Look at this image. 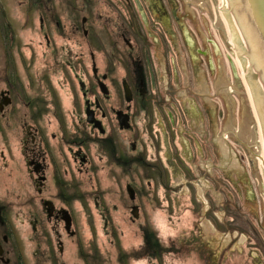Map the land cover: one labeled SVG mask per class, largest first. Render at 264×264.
<instances>
[{
  "label": "flooded vegetation",
  "instance_id": "flooded-vegetation-1",
  "mask_svg": "<svg viewBox=\"0 0 264 264\" xmlns=\"http://www.w3.org/2000/svg\"><path fill=\"white\" fill-rule=\"evenodd\" d=\"M0 15V264H26L25 239L35 264H63L71 241L88 264L78 223L95 221L90 206L125 264L112 227L123 202L132 259L264 264L246 172L214 142V48L196 12L183 0H0Z\"/></svg>",
  "mask_w": 264,
  "mask_h": 264
},
{
  "label": "rangeland",
  "instance_id": "rangeland-1",
  "mask_svg": "<svg viewBox=\"0 0 264 264\" xmlns=\"http://www.w3.org/2000/svg\"><path fill=\"white\" fill-rule=\"evenodd\" d=\"M183 3L201 18L200 25L204 28V37L211 39L214 48V142L218 145V151L225 154L228 153L226 159L230 164L229 167L234 166L238 169L243 166L248 179V192L249 194H254L256 198L257 215L264 219V165L261 164L260 158V156H264V144L260 126H258L259 123L257 124L253 117L251 104L245 89L244 72L220 26L216 1L183 0ZM8 4L11 5L8 11L11 17H17L19 9L16 6L13 7L12 3ZM16 23L18 27L21 26L19 22ZM27 54L29 53L27 52ZM36 54L39 55V52L36 51ZM1 55L2 51L0 48ZM238 107L240 108L239 119L237 115ZM224 108L225 110L227 109L228 113L226 118L221 120V115L217 116V113ZM234 152L240 153L237 154L240 165L236 163ZM248 158H253L254 165L251 172L245 165ZM214 161H216L215 158ZM218 164H220V161ZM105 177V175H101V187L112 183L108 177ZM125 181H127L126 177L123 178L122 182L125 183ZM125 205V202H123V209L120 208L113 213L114 224L112 225L113 231L117 234L118 240L125 251L124 253L128 254L125 257V264H148L144 260H135L130 256V250L137 245L138 235L134 226L130 223ZM145 206L146 210L149 209L147 203ZM74 209L77 219L81 220L84 216L83 212L78 207ZM89 211L95 221L90 224L85 222L78 223V240L85 245L83 248L84 253L86 252L87 255L88 252L89 254L87 255L86 259L88 262L86 263L117 264L115 240L113 239L112 242L109 238L104 237L102 223L98 221L96 210L90 206ZM154 222L158 228L159 235L165 237L169 233V229L161 211L155 212ZM23 241V254L26 264H35L34 243L29 239ZM87 241H89V246L86 245ZM73 244V241H71L66 245L63 264H83L78 260ZM168 260H170L169 257L166 258V261Z\"/></svg>",
  "mask_w": 264,
  "mask_h": 264
},
{
  "label": "water",
  "instance_id": "water-1",
  "mask_svg": "<svg viewBox=\"0 0 264 264\" xmlns=\"http://www.w3.org/2000/svg\"><path fill=\"white\" fill-rule=\"evenodd\" d=\"M220 26L245 74L264 144V0H215Z\"/></svg>",
  "mask_w": 264,
  "mask_h": 264
},
{
  "label": "bare ground",
  "instance_id": "bare-ground-1",
  "mask_svg": "<svg viewBox=\"0 0 264 264\" xmlns=\"http://www.w3.org/2000/svg\"><path fill=\"white\" fill-rule=\"evenodd\" d=\"M243 81H244V85H245V89L247 91V96H248V99L250 101V104H251V108H252V112H253V117L255 118L257 124L259 123V118H258V115L256 113V110L254 109V104H253V97H252V94H251V90H250V87L245 79V74L243 75ZM260 124V123H259ZM260 126V125H258ZM261 158V164L264 165V156H260Z\"/></svg>",
  "mask_w": 264,
  "mask_h": 264
}]
</instances>
